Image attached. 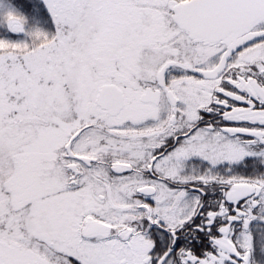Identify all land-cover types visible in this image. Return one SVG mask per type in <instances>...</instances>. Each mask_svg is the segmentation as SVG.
<instances>
[{
  "label": "snow or ice",
  "instance_id": "snow-or-ice-1",
  "mask_svg": "<svg viewBox=\"0 0 264 264\" xmlns=\"http://www.w3.org/2000/svg\"><path fill=\"white\" fill-rule=\"evenodd\" d=\"M23 4L49 28L0 0V264H264V0Z\"/></svg>",
  "mask_w": 264,
  "mask_h": 264
},
{
  "label": "rangeland",
  "instance_id": "rangeland-1",
  "mask_svg": "<svg viewBox=\"0 0 264 264\" xmlns=\"http://www.w3.org/2000/svg\"><path fill=\"white\" fill-rule=\"evenodd\" d=\"M11 5H13L16 9H18L20 12H23L27 17H28V24L30 27L35 26V27H42V28H49V24L45 22L44 16H42L43 20H39L35 16H30L26 14L20 7L17 6L15 0H10ZM3 9H0L2 11ZM3 33V29H0V34Z\"/></svg>",
  "mask_w": 264,
  "mask_h": 264
},
{
  "label": "trees",
  "instance_id": "trees-1",
  "mask_svg": "<svg viewBox=\"0 0 264 264\" xmlns=\"http://www.w3.org/2000/svg\"><path fill=\"white\" fill-rule=\"evenodd\" d=\"M15 2H16V4H17V6L18 7H20L26 14H28V15H30V16H35V17H37L39 20H43L42 19V16H44V15H42V14H37V13H35L30 7H28V6H25L24 4H23V0H15ZM45 11V13H46V9L44 10ZM45 18V17H44Z\"/></svg>",
  "mask_w": 264,
  "mask_h": 264
}]
</instances>
